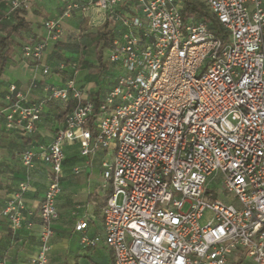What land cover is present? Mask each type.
I'll use <instances>...</instances> for the list:
<instances>
[{"label":"built area","instance_id":"obj_1","mask_svg":"<svg viewBox=\"0 0 264 264\" xmlns=\"http://www.w3.org/2000/svg\"><path fill=\"white\" fill-rule=\"evenodd\" d=\"M3 1L24 12L46 0ZM53 1L59 14L42 18L45 35L28 37L22 58L40 62L61 39L63 21L80 13L86 26L110 35L106 65L116 77L103 96H89L70 76L33 103L8 86V131L32 132L49 102L74 103L47 146L18 154L26 168L38 159L50 169L30 263L49 264L64 147L78 143L85 158L106 156L108 193L101 232L82 235L83 248L102 244L112 264H264V0H199L224 39L206 22L184 19L185 0ZM70 67L75 75L79 61ZM211 183L236 204L221 200ZM26 189L21 182L0 210L12 231L25 221Z\"/></svg>","mask_w":264,"mask_h":264},{"label":"crops","instance_id":"obj_2","mask_svg":"<svg viewBox=\"0 0 264 264\" xmlns=\"http://www.w3.org/2000/svg\"><path fill=\"white\" fill-rule=\"evenodd\" d=\"M4 5L0 4V28L10 20L13 22L4 27V31H0V37H4L8 27L15 23V17H4ZM59 12L60 5L57 2L46 0L34 1L29 10L18 14L27 27L12 35V45L0 78V210L18 185L21 182L27 183L23 195L26 210L22 228L12 231L6 220L0 217V264H31L30 258L37 253L39 247L38 235L41 227L38 206L45 193L50 169L38 159L32 168H26L20 163L18 154L24 149L39 153L52 141L55 132L64 126L65 118L72 109L60 101H52L43 106L40 121L35 124L32 132L26 133L21 128L12 131L5 129L3 114L6 113L7 102L4 97L10 84H14L26 95L28 103L37 102L46 95L45 89L48 85H63L72 73L70 63L81 59L79 53L66 51L61 47L68 43L73 28L79 29L82 26L83 16L80 13L63 21L61 39L49 45L40 62L27 61L21 56V47L28 37L45 35L41 26L42 18L56 17ZM59 55L65 61H57ZM61 63L67 65L63 70L58 69ZM46 66L51 71L44 75L42 70ZM75 81L76 86L89 96H103L106 92V89L97 84L87 86L77 79ZM64 155L61 192L56 199L57 218L53 223L54 235L48 253L49 264H98L82 253L86 248L80 245L79 240L84 234L91 237L102 229V212L108 193L102 184L101 162L106 156L97 153L93 157L85 158L80 155L78 143L66 145ZM75 169L79 170L77 174L74 173ZM28 222L32 224L30 228L27 227ZM79 222H86V229L77 230ZM93 249L109 254L112 264L111 253L102 244ZM232 264L247 263L240 258Z\"/></svg>","mask_w":264,"mask_h":264},{"label":"rangeland","instance_id":"obj_3","mask_svg":"<svg viewBox=\"0 0 264 264\" xmlns=\"http://www.w3.org/2000/svg\"><path fill=\"white\" fill-rule=\"evenodd\" d=\"M0 4H5L3 6L4 17H15L12 12L9 11L8 6L3 0H0ZM13 21H8L3 25V28H0V31H4L5 28L12 23ZM216 26L219 28L220 25L216 23ZM5 27V28H4ZM101 27L97 26H86L82 23V26L79 29L73 28V32L69 34L68 43L61 45L65 48L66 51L77 52L80 54L81 59L79 60V73L73 75V72L70 76H74L81 84L84 82L87 86H94L97 84L100 88L106 89L113 83L115 80V73L106 65L107 58V48L103 50V62L105 63V68L100 69L98 67L99 63L95 59L96 53V42L97 34H99ZM221 28V27H220ZM226 37L223 34V38ZM225 44V43H224ZM57 61L63 62L65 59L61 55L57 56ZM63 60V61H62ZM83 75V76H82ZM211 188H214L217 193H219V198L221 200L236 204L234 197L231 194H225L222 192V185L220 183H211ZM88 255L87 257L98 264H111L109 260V254L103 253L102 251H96L93 248H86L82 253ZM83 253V254H84ZM84 254V255H85Z\"/></svg>","mask_w":264,"mask_h":264},{"label":"trees","instance_id":"obj_4","mask_svg":"<svg viewBox=\"0 0 264 264\" xmlns=\"http://www.w3.org/2000/svg\"><path fill=\"white\" fill-rule=\"evenodd\" d=\"M15 14V23L8 27V31L4 37H0V78L4 72L5 65L8 59L9 51L12 45V35L18 34L19 31L24 30L27 27L24 19L18 14L23 13L19 11L12 12ZM184 19L188 17H194L197 20L204 21L208 24L211 31H213L220 38H223V32L221 28L216 26L217 20L215 16L202 4L199 0H185L182 11ZM96 42V53L95 59L99 63L100 69H104L105 63L103 62V50L108 48L111 44V37L105 32V27H101L99 34H97ZM68 108L74 106L73 102L67 104Z\"/></svg>","mask_w":264,"mask_h":264}]
</instances>
